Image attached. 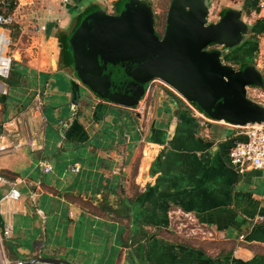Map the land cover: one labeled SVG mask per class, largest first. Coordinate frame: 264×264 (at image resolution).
Listing matches in <instances>:
<instances>
[{
  "label": "crops",
  "instance_id": "obj_1",
  "mask_svg": "<svg viewBox=\"0 0 264 264\" xmlns=\"http://www.w3.org/2000/svg\"><path fill=\"white\" fill-rule=\"evenodd\" d=\"M44 1L35 7L46 12ZM122 1L110 8L102 0L53 3L55 22L17 19L21 7L15 9L8 52L24 79L21 88L6 85L7 94L0 93V137L6 147L22 145L0 153V199L11 188L20 199L0 203L4 258L264 264V171L239 174L230 166L229 150L242 139L238 128L213 120L202 125L175 92L153 89L156 80L135 108H123L100 100L71 75L61 48L79 15L99 6L112 14ZM144 1L155 15L167 13L171 2ZM231 1L210 0L209 22L234 8L247 23L255 1L244 0L241 8ZM247 24L252 29L237 50L239 59L254 55L264 77V18ZM36 93L43 102L40 113L32 108ZM29 134L34 149L25 144ZM76 163L80 171L73 173Z\"/></svg>",
  "mask_w": 264,
  "mask_h": 264
},
{
  "label": "water",
  "instance_id": "obj_2",
  "mask_svg": "<svg viewBox=\"0 0 264 264\" xmlns=\"http://www.w3.org/2000/svg\"><path fill=\"white\" fill-rule=\"evenodd\" d=\"M210 0H171L163 34L144 0H123L114 13L88 10L66 43L76 81L102 101L135 108L153 81H160L201 114L231 126L264 121V105L247 87H264L251 64L235 70L226 58L246 40L252 26L242 11L228 8L209 22ZM227 53V54H226ZM10 264H71L37 258Z\"/></svg>",
  "mask_w": 264,
  "mask_h": 264
},
{
  "label": "built area",
  "instance_id": "obj_3",
  "mask_svg": "<svg viewBox=\"0 0 264 264\" xmlns=\"http://www.w3.org/2000/svg\"><path fill=\"white\" fill-rule=\"evenodd\" d=\"M21 0H0V93L6 95V84L5 80L9 77L10 67L12 64V58L9 55L8 48L10 46V37L8 32L11 31L12 26L16 22L15 18V9L21 7ZM37 1V0H36ZM51 2L58 4L60 6H66L71 4L74 0H50ZM115 0H102V2L107 7L111 6V3ZM256 4V9L254 15L259 18H264V0H254ZM26 5V4H24ZM252 92L250 94L249 92ZM247 97L253 100L254 102L264 105V90L257 89L253 87L246 88ZM185 101V100H184ZM186 102V101H185ZM189 108L191 109L194 116H197L202 120V125L205 122H210L209 118H206L201 114L192 104L186 102ZM43 106L40 93H36L33 99L32 108L36 112H41ZM23 121L26 118V115L23 113L21 115ZM26 128L28 124L24 123ZM239 130L238 136H242L241 140H235L229 150L228 158L230 166L239 174H243L248 170H259L264 171V121L255 125H245V126H236ZM3 137H0V153L8 154L18 151L22 144L19 142L15 143L10 147L3 145ZM25 144L30 146L32 149L35 147V140L32 135H28L25 141ZM43 171L49 173L51 168L49 165L43 166ZM70 171L73 173H78L80 171L79 164H73L70 166ZM4 182V179L0 177V184ZM20 199V192L11 188L6 192L0 199V203H9L14 202ZM187 217V215H184ZM180 225V224H179ZM185 227V226H183ZM9 231L5 232L7 235ZM0 264H10L4 258L2 250L0 248Z\"/></svg>",
  "mask_w": 264,
  "mask_h": 264
},
{
  "label": "rangeland",
  "instance_id": "obj_4",
  "mask_svg": "<svg viewBox=\"0 0 264 264\" xmlns=\"http://www.w3.org/2000/svg\"><path fill=\"white\" fill-rule=\"evenodd\" d=\"M164 1H166V0H164ZM243 1L244 0H232L231 2L233 4V6L241 8V4H242ZM20 2L22 3V5H21V9L17 13V19H18L19 16H23L24 18H27V19H29V21L33 22L37 18L38 19H44V17H45L46 19H50V20L53 19V18H56L55 15L53 14V12L51 13V11H53V10L50 8L51 6L53 7V6H56V5H54L53 2H51L50 0H45L43 2L44 4H46L45 8H46V10L48 12L47 11L44 12L40 7H38V8L35 7V4L36 5H40V2H37L36 0H21ZM24 4H26V5H24ZM62 12H63L64 16L67 17L66 10L64 8H62ZM165 14H166V11L164 9L160 13V15H155V21H154L155 22V29H156V31L158 32L159 35H162L163 31H164ZM245 17H246L245 21L247 23H249V21H253L254 22V21L260 20V18L258 16L254 15V12H252V15H248V16H245ZM60 18H61V15H60ZM53 20H51L50 22H52V21L55 22V20H57V19H53ZM212 20H213V17H212ZM59 21H62V20H59ZM28 29L30 30L31 27H29ZM14 36H15V32L12 34L11 38L14 39ZM11 49H13V48H11ZM238 52L239 51H237V50L236 51H232L230 53V56L227 57V62L226 63L229 64L230 66H232L235 70L240 69L245 63L246 64H248V63L250 64L251 63V65H254L256 67V62L253 59L254 55L251 58H249L250 61H248V60L247 61H243V59H241V60L239 59L240 57H239V53ZM252 52H253V49L251 48L249 53L252 54ZM236 62H238V63H236ZM233 63H236V64H233ZM152 84H153V89H159V90H162V91H169L170 92L169 87H167L166 85H164L160 81H155ZM253 88L261 89V87H253ZM249 93L252 94L251 91ZM21 124H23V123H21ZM235 128H237V127H235Z\"/></svg>",
  "mask_w": 264,
  "mask_h": 264
},
{
  "label": "trees",
  "instance_id": "obj_5",
  "mask_svg": "<svg viewBox=\"0 0 264 264\" xmlns=\"http://www.w3.org/2000/svg\"><path fill=\"white\" fill-rule=\"evenodd\" d=\"M250 1H252V0H250ZM254 5H255L254 3H253V4H250V6L254 7V9H256ZM87 11H88V10H87ZM87 11H84L83 13H81V14L79 15V17H78V21H77V22H79L80 18H81V17H82ZM247 12H248V11H247ZM253 28L255 29V28H256V25H254ZM61 49H62V55L64 56V54H65V52H66L65 44L63 45V47H62ZM236 50H238V49H234L233 51H236ZM229 56H230V54H228L227 57H229ZM226 60H227V58H226ZM66 63H67L68 65L71 66L70 62H67V61H66ZM61 64H62L63 66L66 65V64L64 65V64L62 63V60H61ZM70 73H71V75L74 77V71H73V69L70 70ZM74 78H75V77H74ZM23 79H24V75L22 74V71H21V69H20V65H19L17 62H12L11 67H10L9 77L5 80V84H6L9 88L18 89V88H21V86L23 85ZM131 242H132V244L136 243V242H137L136 238L133 237Z\"/></svg>",
  "mask_w": 264,
  "mask_h": 264
},
{
  "label": "flooded vegetation",
  "instance_id": "obj_6",
  "mask_svg": "<svg viewBox=\"0 0 264 264\" xmlns=\"http://www.w3.org/2000/svg\"><path fill=\"white\" fill-rule=\"evenodd\" d=\"M161 36V35H160ZM232 56V55H231ZM236 56V55H235ZM232 63V62H231ZM236 63H238V62H236ZM236 63H233V64H236Z\"/></svg>",
  "mask_w": 264,
  "mask_h": 264
}]
</instances>
